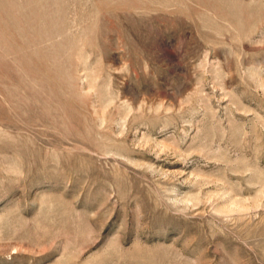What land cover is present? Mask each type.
Returning a JSON list of instances; mask_svg holds the SVG:
<instances>
[{
    "label": "rangeland",
    "instance_id": "obj_1",
    "mask_svg": "<svg viewBox=\"0 0 264 264\" xmlns=\"http://www.w3.org/2000/svg\"><path fill=\"white\" fill-rule=\"evenodd\" d=\"M0 264H264V0H0Z\"/></svg>",
    "mask_w": 264,
    "mask_h": 264
}]
</instances>
